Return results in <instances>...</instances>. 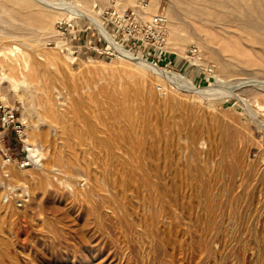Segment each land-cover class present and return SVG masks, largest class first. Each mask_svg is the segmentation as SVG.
<instances>
[{
    "label": "rangeland",
    "instance_id": "obj_1",
    "mask_svg": "<svg viewBox=\"0 0 264 264\" xmlns=\"http://www.w3.org/2000/svg\"><path fill=\"white\" fill-rule=\"evenodd\" d=\"M66 1L75 3L83 10L88 9L87 11L98 13L100 8H106L115 0ZM118 1L124 8H120L121 10L139 6L145 12L142 18L143 24L162 11V8L152 4L151 0ZM30 2V7H33L35 11L40 4H44L39 0H30ZM141 3L145 6V10ZM153 5L158 7H153ZM58 11L61 10L53 9L51 11L50 20L44 29L35 28L32 30L33 32L26 35L14 34L12 44L15 52L11 54L13 55L11 60L5 58L4 61L8 65L14 64L15 67L2 65L3 74H0V95L4 101L18 108L19 117L27 132L25 141H21L12 134L4 143L0 142V238L2 237V240L13 244V248L9 247V251L16 256L15 260L17 261H12L10 258L9 260L19 264H86V259L93 257L92 254H90L91 256L88 254L85 262H82L78 250L87 249L89 251L92 246L79 241L76 237L65 238L61 233L62 226H64L61 215L49 211L48 205L46 206L45 203L39 201L40 205L39 203L36 205L33 202V195L36 192L38 195L40 194V191H35L33 188L40 179L39 173H49V179L62 186L58 173L65 172V169L55 162V151L60 146L58 142L60 141L58 139L59 126L50 121L42 109L43 99L50 95L60 103L61 108H67L73 98L84 97L87 107L96 112V114H94L95 112L92 114V116L94 115L92 119L94 118L99 124L98 128L93 131L95 136L101 135L110 139L109 133H111L113 136L110 139V150L128 156L135 149L134 151L137 153L139 151L138 154H140L136 165L141 162L148 171L155 170L152 176L158 187L157 191L159 192L156 191V193L161 212V223L159 222L156 234L158 241L164 245L161 249L155 248L148 241L149 239L145 238L142 241L143 259L140 258V253L128 249L124 251L126 255L128 254L127 258L129 259V262L126 263L191 264L192 245L191 237H189L191 218L194 216L201 218L203 215L202 199L199 201L201 197L200 185L208 184L214 197L223 200L221 202L218 199L222 207L219 212L223 210L220 213L222 216L224 215V227L214 237L213 246L208 248L211 249L209 251L205 249L202 253L204 257L201 255L199 264H253V261L256 264L257 260H259L257 264H264V241L262 244L254 245L251 242L256 241L255 237L250 236L248 240H250L251 249L247 248L250 252L245 250L247 253L249 252L247 254L242 250V241L233 240L230 235V229L235 228L239 220L236 206L238 207L237 201L240 194L245 196V200L242 202L245 204L242 205V208L249 209L252 213L259 212L262 222H264V178H262L264 177V86L258 84L238 87V84L245 80L264 81V72L246 69L248 72L243 71L241 74L238 72L222 73L220 63L213 59L209 53L193 52L192 54L189 52L193 49L199 51L196 36L177 43L169 31L165 46L164 44L160 45L157 42L158 39L154 37L145 43H124V47L135 56L147 59L165 70L180 73L191 79L200 91L210 88L209 93L216 92L212 96H209V93L206 96L200 93L199 95L198 92L188 91L185 86L183 88L171 84L166 77L154 73L152 70L143 69L139 65L138 67L137 63L132 60L127 61L128 59L120 55L108 39L105 38L107 42L103 38L98 40V37L104 35L100 31L98 32L87 17ZM63 21L77 22L78 26H68V30L65 31L66 35H64L63 30L58 26ZM112 26L109 24L106 29L111 32ZM168 28L171 29L169 26ZM75 35L78 39L70 42V39H73ZM91 39L97 41L102 52L92 51L87 47V41ZM115 39L117 40V38ZM107 46L110 48L107 49ZM66 47L68 48L66 49ZM23 49L27 53L29 64H32L35 59L37 62L39 61V65H47L48 70L38 66L43 68L46 73L40 75L39 87L34 86L36 82L28 76L30 68L28 66L31 64L29 65L25 60L16 57ZM222 56L228 59L225 55ZM260 63L262 65L259 67L264 68V62L260 60ZM130 71L135 74L140 73V79L130 77V80L127 81L129 87L127 85L126 88L122 83L121 76L125 73L129 74ZM216 75L220 76L219 80ZM43 76L45 77L43 78ZM110 78L112 81L108 80ZM132 79H135L134 82L139 84L133 83ZM95 80L97 82H94ZM42 81L46 83L43 84ZM90 81L95 85L92 88H86L85 84ZM114 84L119 89L117 93H115ZM259 85L262 87H258ZM125 91L131 94L128 104L134 112L133 118L129 121L116 114L119 108L112 98L114 94H118L119 98L122 97ZM219 91L223 93L218 95ZM255 117L263 122L262 126L254 119ZM129 122L136 123L137 135L142 138V143L138 147L134 146L133 138L123 134L122 126ZM194 128H198L200 131L197 132L196 138L191 134ZM121 130L122 133H120ZM114 136L116 137L114 138ZM1 148L4 150L2 151ZM30 148L35 150L32 155ZM4 151L12 156L13 161L7 160ZM30 157L33 159L31 164L21 167L20 163L29 161ZM85 157L90 159L92 154H86ZM194 169L203 174L199 177L198 171L195 170L198 176L195 177ZM220 171L221 173H219ZM75 173L74 176L72 175L75 182L83 183L88 180L86 173L80 171ZM203 175L209 180L203 178ZM127 178L133 179V175L129 173ZM200 179L202 181L206 179V182L202 183ZM246 182H248L247 187L249 188H245ZM127 197L130 198L128 201L131 205L133 204V208L137 206L135 211L143 213V210L138 206L137 199L130 192H127ZM230 197L237 203L234 200L231 202ZM251 209L255 211L253 212ZM80 211L82 212V208ZM232 212L237 214L234 215ZM50 224H53V227ZM93 227L88 229L93 232ZM104 244L100 242L96 246L93 244L95 251H101L99 257L103 258L109 251ZM117 250L109 251V255H106L107 258L105 257L106 260L108 262L109 259L110 262L115 261V264L120 262L125 264L121 258L123 252L120 249ZM245 255L247 256L245 257ZM1 258L0 264L10 263L7 260L8 257L2 255ZM180 260L181 262L178 263ZM2 261L5 262L2 263Z\"/></svg>",
    "mask_w": 264,
    "mask_h": 264
},
{
    "label": "bare ground",
    "instance_id": "obj_2",
    "mask_svg": "<svg viewBox=\"0 0 264 264\" xmlns=\"http://www.w3.org/2000/svg\"><path fill=\"white\" fill-rule=\"evenodd\" d=\"M39 1L43 2L44 4H40L35 11L33 7H30V0H0V68L2 65H6L7 67L10 66L13 68L15 67L14 64L8 65V63L4 61L5 58H9L11 60L13 56L11 54L15 52L12 44L14 34L20 33L26 35L33 32L32 30H34L35 28L44 29L50 20V16L52 13L51 11L53 9H56L61 10L58 12L66 11L71 14L84 16L90 19L91 24H93V26L98 31H100L106 39L109 40L110 44L115 47V49L120 53V55L128 59L127 61L132 60V62L134 61L135 63H137V66L139 65L143 69L152 70L154 71V73L166 77V79H168V81L173 85L182 86L183 88L185 86L188 91L196 93L198 92V94L200 93L205 96L207 93H209L208 91H211L210 88L200 91L196 87L194 82H192L191 79L187 78L186 76L177 72L165 70L147 59L135 56L130 50L126 49L124 45L118 42L110 34V32L106 29L104 22L98 16V13L96 11L94 13L93 11H87L88 9L83 10L80 6L76 5L75 3L66 0ZM115 1L120 5V8L124 9L118 0ZM151 1L152 4L159 5L160 8H162L160 14L165 16L167 20V27H171V29H168H170L169 31L172 33V38L174 39V41L180 43L184 40H187L188 38L196 36L199 51L197 49H193L192 52H198L199 54L209 53L213 59H216L220 63V69L222 73L232 74L234 72H238V74H241L243 73V71L245 72L246 69H254L255 72H264V68L259 67L260 65H262V63H260V60L264 62V0ZM156 5H153V7H155ZM141 6L145 10V6H143L142 3ZM134 8H137V6ZM139 12L143 13V16L145 15V12L143 10H139ZM150 20L146 21L149 22ZM25 40H27L26 37ZM222 55H225L226 57H228V59H225V57L223 58ZM16 57H19L21 60H25L26 63L29 64L27 60L28 56L24 49L20 54L16 55ZM38 62L33 59L32 64L30 63L31 65L29 64L30 66H27L28 68L30 67L28 72L29 78L32 81L36 82V85L34 86L39 87L38 79L40 75L46 74L44 69H47V65H39ZM38 66H41L44 69L41 67L39 68ZM2 69L3 66L0 70V74H3ZM246 72H248V70ZM47 75L49 77V74ZM125 75L122 74L121 80L123 85L126 86V88L129 84L127 81L130 80V77L136 78L138 80L140 79V73L135 74L134 72L130 71L129 74L125 73ZM44 77L45 76H43V78ZM216 77L217 80H219L220 76L218 77V75H216ZM113 78L114 77H112V79ZM110 79L108 80L112 81V79ZM134 80L132 79L131 81L135 83ZM45 81L44 83H46ZM113 81L115 80L113 79ZM261 81L262 82H259V80H245V82L241 81L238 84V87H245L251 85L256 86L258 84L264 86V81ZM94 82L97 81L95 80ZM135 84L138 85L139 83ZM94 85L93 82L90 81L85 84V87L92 88ZM115 85L116 84H114V86ZM261 85H259L258 87H260ZM115 90L116 92H113L117 93V91L119 90L118 87ZM41 91L44 90L41 89ZM124 93L125 94H123L122 97L119 95L120 98L118 97V94H116L117 96L114 94L112 98L114 99V103L117 104L119 108H117L118 110L116 111V114L120 115V118L124 117L129 121L131 118H133L132 116L134 113L132 108L128 104L129 95L131 94H128L127 91H125ZM214 93L212 91L211 93H209V96H212V94ZM222 93V91H219V94H217L220 95ZM43 100V113L46 117L50 119V121H52L53 123L55 122L59 126V131H57L59 132L58 139L60 141L58 142L60 143V146H58V150L55 151V162L60 167H63L65 169V172L58 173L59 179L62 182V186L58 185L56 182L51 181L49 179V173H39L40 179L35 183L33 188L35 191H40V194L38 195V193L36 192L33 195V202L36 205H38V203L40 205V202L43 204L45 203L46 206L48 205L47 208H49V211L51 210L61 215L62 221H64V226H62L61 233L65 238L76 237L79 241L84 243L86 242V244L88 243L92 246V249L89 248V251H87L86 248V250H78L82 262H85L84 260L88 254V256H91L90 254H92V258L86 259V264H115V261L110 262V259L108 262L106 260V255L109 253V251L112 252L116 251L117 249H120L123 252V256L121 257L123 258V263L128 264L126 263L129 262V259L127 258L128 254L126 255V252L124 251L132 249L141 254L142 241L145 238L149 239L148 241H150L155 248L161 249L164 243L162 244L158 241L156 234L160 222L161 212L158 206L157 193L159 191H157L158 187L153 181L152 176V174L155 173V170L148 171V169L145 168V165L143 166L141 162L136 165L137 159L140 157V154H138L139 151L138 153L135 152V149H133V151H131L128 156H123V154H119L120 152L116 153L114 150H110V139L111 136H113L111 133H109L111 135L109 136L110 139L102 137L101 135H99L101 136L100 138H98L99 136H95V132L93 131L98 128L99 124L95 121L94 118V120L92 119V117H94V115L92 116V114L95 111H93L94 109L92 110L91 108L90 110V108L87 107L88 105H86L87 102L85 101L84 97L73 98L67 108H61V106L59 105L60 103L55 101L50 95H48L47 97L45 96ZM114 106L116 108V105ZM86 107L88 108V110ZM252 110L256 114V111L253 108ZM252 110L251 112L253 113ZM94 114H96V112ZM254 119L258 122V124H260L261 126L263 125V122H261L259 119H257L256 117ZM104 125L107 126L106 124ZM122 130L123 134H126L128 137L133 138L135 140V145L133 144L134 146L138 147L141 145L142 138L141 136L137 135L138 131L136 123L129 122L127 124H124L122 126ZM122 130L120 133H122ZM197 132H200L198 131V128H194L191 133L192 136L196 138V135L198 134ZM115 137L116 136H114V138ZM30 150L31 155L35 153L34 149L30 148ZM86 154H92V158H86ZM195 170L197 169H194V173H196L195 177H198L197 172ZM77 171L86 173L85 175H88V180L86 179L87 181L83 183L75 182L72 178V175L74 176L76 174L75 172ZM197 171L198 173L201 172L199 170ZM129 173L133 175V179H131L132 177L127 178ZM219 173H221V171ZM202 174L199 173V177ZM203 178L206 177L203 175ZM249 178L252 177L250 176ZM206 179H204V181ZM204 181H202V183L206 182ZM248 181L250 183V180ZM198 182L199 184H201L199 180ZM247 184L248 182H246L245 188L247 187ZM200 186L202 198L200 197L199 201L200 199H202V203H199H201V206L203 208V215L201 216V218L195 216L191 218V228L189 237H191L192 255L190 259L191 261L188 260L191 262V264H199V260L201 258L202 253L205 251V249H208L212 245V243L214 242V237L217 235V233H220L224 227V215L222 216V214L220 213L223 210L219 212L221 207V203L218 202L219 197H214V193H212L213 191L210 189L211 187H208V184H202ZM127 192H130L137 199L138 206H140V209L143 210V213L140 214L139 212L135 211L137 209V206L135 207V209L132 207L133 204L131 205L129 203L128 199L130 200V198L127 197ZM230 200L232 202V200L234 199L231 198ZM244 200L245 196H243L242 194L238 195V203L234 200L238 205V207L236 206V209H238V214L236 212L235 214L233 212L232 213L234 215L237 214L239 216V222L237 221V226L235 228L230 229V235L232 236L233 240L239 239L240 241H242L241 247H243L242 250L245 251L248 250L249 247L251 249V246L249 245L250 240H248L250 236L255 237L256 241L251 242L254 245L262 244V242L264 241V222H262L261 215L259 212L255 213V210L251 209L254 212L252 213L249 209H246L244 207V210L242 208V205L245 204H242ZM219 201L221 200L219 199ZM80 208H82V212L80 211ZM172 210H174V208H172ZM50 225L51 227H53V224ZM91 225L94 226L93 232L88 229L92 227ZM1 238L0 258L3 255L5 257H8V262L10 260L14 261L16 259V256L12 255L9 251V247H11L12 249L13 244L9 243L8 241L2 240L3 238ZM99 242L101 244L105 243L104 245H106V247H108L109 249V251L107 250V254L104 255V258L102 256L99 257L101 251H95L94 249V245L96 246V244ZM210 249H208V251ZM244 251H242V253H244ZM245 253L247 252L245 251ZM206 254L207 252L205 253V255ZM202 256L204 257V255ZM246 256L247 255H245V257ZM262 257L260 259L261 261L263 260ZM140 258L143 259L142 254ZM12 261H10L9 264L13 263ZM3 262L5 261H2V263ZM179 262H181V260L178 261V263ZM14 263L17 264L18 262ZM119 264H121V262Z\"/></svg>",
    "mask_w": 264,
    "mask_h": 264
},
{
    "label": "built area",
    "instance_id": "obj_3",
    "mask_svg": "<svg viewBox=\"0 0 264 264\" xmlns=\"http://www.w3.org/2000/svg\"><path fill=\"white\" fill-rule=\"evenodd\" d=\"M144 4L146 5L145 2ZM139 10L141 11L138 6L137 8L121 10L120 5L116 1H112L106 8H100L98 14L106 28H108L109 24L113 25L110 34L114 38H117V41L122 45H124L125 42H131L134 44L137 42L145 43L152 37L158 39L157 42H159L160 45L165 44V41L169 36V29L167 27L165 16L161 14L154 15L149 22L146 21V24H143V13H140ZM84 19L88 20L86 18ZM76 23H73L72 21H63L59 23L58 26L63 30L62 33L66 35L65 31L68 30V26H78ZM79 30L80 28L78 27V31ZM102 38L107 42L102 35L101 37H98V40H101ZM77 39V35H75L73 39H70V42ZM96 42V40L94 41L91 39L87 41L86 45L92 51L95 50L99 52L101 49ZM67 48L68 47H66V49ZM108 48L110 47L107 46V49ZM189 52L193 54L192 51ZM12 134L21 141H25V137L27 136L25 125L19 117L18 108H16L15 105L4 101L0 95V142L4 143V141H6ZM1 150L3 151L4 149L1 148ZM4 155L8 161H13L12 156L8 155L7 151H4ZM32 161L33 159L30 157L29 161H22L20 166L27 167Z\"/></svg>",
    "mask_w": 264,
    "mask_h": 264
}]
</instances>
